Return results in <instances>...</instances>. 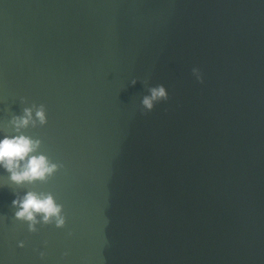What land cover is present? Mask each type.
Segmentation results:
<instances>
[{"label": "water", "instance_id": "95a60500", "mask_svg": "<svg viewBox=\"0 0 264 264\" xmlns=\"http://www.w3.org/2000/svg\"><path fill=\"white\" fill-rule=\"evenodd\" d=\"M18 134L59 168H0L2 264H264V0H0V138ZM28 191L65 225L17 219Z\"/></svg>", "mask_w": 264, "mask_h": 264}, {"label": "clouds", "instance_id": "9594fccd", "mask_svg": "<svg viewBox=\"0 0 264 264\" xmlns=\"http://www.w3.org/2000/svg\"><path fill=\"white\" fill-rule=\"evenodd\" d=\"M150 91L151 94L143 100L144 106L149 110L153 108L155 101L167 97L163 86L152 88ZM37 121L41 125L47 122V113L43 106L35 108V111L31 107L25 108L23 115L13 117L12 124L19 132L29 125H36ZM40 143L39 140L24 134L5 135L0 138V168L7 171L10 179L17 185L46 181L58 170L59 165L50 161L46 155L36 154ZM12 203L17 208L16 218L29 222L32 230H35L38 216L44 223L54 220L57 227H63L66 223L63 206L58 204L50 193L28 191Z\"/></svg>", "mask_w": 264, "mask_h": 264}]
</instances>
